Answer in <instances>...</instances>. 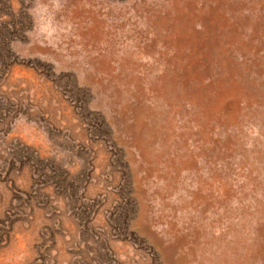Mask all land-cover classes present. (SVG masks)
Returning <instances> with one entry per match:
<instances>
[{
  "label": "rangeland",
  "instance_id": "obj_1",
  "mask_svg": "<svg viewBox=\"0 0 264 264\" xmlns=\"http://www.w3.org/2000/svg\"><path fill=\"white\" fill-rule=\"evenodd\" d=\"M0 264H264V0H0Z\"/></svg>",
  "mask_w": 264,
  "mask_h": 264
}]
</instances>
